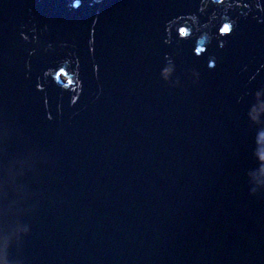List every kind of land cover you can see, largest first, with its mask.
<instances>
[{
  "label": "water",
  "instance_id": "95a60500",
  "mask_svg": "<svg viewBox=\"0 0 264 264\" xmlns=\"http://www.w3.org/2000/svg\"><path fill=\"white\" fill-rule=\"evenodd\" d=\"M0 264H264V0H0Z\"/></svg>",
  "mask_w": 264,
  "mask_h": 264
},
{
  "label": "snow or ice",
  "instance_id": "6c2138e0",
  "mask_svg": "<svg viewBox=\"0 0 264 264\" xmlns=\"http://www.w3.org/2000/svg\"><path fill=\"white\" fill-rule=\"evenodd\" d=\"M214 2H218V3H223V0H214ZM79 6V4H77V7ZM221 32L223 33H231L233 31L232 27L228 24H225L221 29H220ZM181 33L183 35H187V32L186 30L182 29L181 30Z\"/></svg>",
  "mask_w": 264,
  "mask_h": 264
}]
</instances>
